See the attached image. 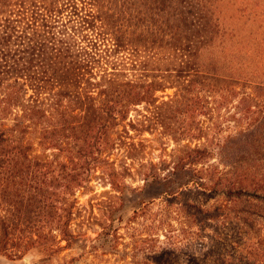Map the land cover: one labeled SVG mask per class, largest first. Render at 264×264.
I'll use <instances>...</instances> for the list:
<instances>
[{
  "label": "rangeland",
  "instance_id": "rangeland-1",
  "mask_svg": "<svg viewBox=\"0 0 264 264\" xmlns=\"http://www.w3.org/2000/svg\"><path fill=\"white\" fill-rule=\"evenodd\" d=\"M213 1L220 31L191 62L210 63V72L214 66L238 85L177 90L173 83L124 120L94 122L90 131L68 110L62 116L63 107L44 105L52 117L25 122L28 158L5 174L7 191L20 183L23 237L50 231L59 240L68 220L70 242L60 240L50 258L39 248L14 259L0 254V264H240V250L264 239V199L224 194L243 187L264 196V88L253 86L264 82V0ZM149 60L147 68L166 65L160 56ZM195 149L205 150L203 163L178 176L176 162ZM197 176L206 188L192 181ZM188 179L174 198L164 193ZM186 202L224 214L200 224Z\"/></svg>",
  "mask_w": 264,
  "mask_h": 264
},
{
  "label": "trees",
  "instance_id": "trees-1",
  "mask_svg": "<svg viewBox=\"0 0 264 264\" xmlns=\"http://www.w3.org/2000/svg\"><path fill=\"white\" fill-rule=\"evenodd\" d=\"M213 3L0 0V254L14 259L27 249L39 248L50 258L61 250L60 240L70 242L68 220L57 228L59 240L50 231L30 232L24 237L19 233L20 183L7 191L5 174L9 170L21 171L28 158L24 143L26 121H49L52 115L46 114L48 110L61 106L62 116L68 110L72 121L90 131L94 122L104 126L124 120L132 106L153 101L156 91L172 87L173 83L177 90L187 86L221 89L238 85L214 66L210 72V63L191 62L220 31ZM158 56L166 60L164 68H147L149 58ZM253 86L264 88V82ZM46 104L49 109L44 107ZM50 131L44 128L42 138ZM205 157V150L186 152L173 171L178 176L192 173ZM31 166L37 167L38 162L31 160ZM151 177L154 181L160 178L158 174ZM221 177L222 173L217 172L216 179ZM72 180L77 183L78 178L73 175ZM189 181L175 180V189L166 183L163 191L174 198ZM192 181L200 188L207 186L203 176ZM110 183L120 189L114 176ZM224 194L236 199H264L258 190L243 187H228ZM185 205L200 224L210 218L218 220L224 214L217 208L187 202ZM243 249L237 259L240 264H264V239L251 241Z\"/></svg>",
  "mask_w": 264,
  "mask_h": 264
},
{
  "label": "bare ground",
  "instance_id": "bare-ground-1",
  "mask_svg": "<svg viewBox=\"0 0 264 264\" xmlns=\"http://www.w3.org/2000/svg\"><path fill=\"white\" fill-rule=\"evenodd\" d=\"M25 262H26L25 260H22V261H21V264H24Z\"/></svg>",
  "mask_w": 264,
  "mask_h": 264
}]
</instances>
